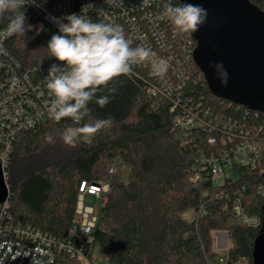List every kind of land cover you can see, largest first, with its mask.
Instances as JSON below:
<instances>
[{"label": "trees", "instance_id": "1", "mask_svg": "<svg viewBox=\"0 0 264 264\" xmlns=\"http://www.w3.org/2000/svg\"><path fill=\"white\" fill-rule=\"evenodd\" d=\"M59 1L37 0L39 7L26 5V32L12 36L7 43L21 63L37 68L46 89L48 70L59 62L48 57V41L58 28L46 19L44 9L54 11ZM251 2L264 10V0ZM174 3L180 5L179 0ZM113 9L106 0H90L85 13L82 1L72 0L68 9L55 14L81 12L95 22L105 21ZM12 15L0 16V27L7 25ZM193 64L200 77L185 84L182 100L189 97L193 106L200 102L201 107L226 120L232 118L251 130L262 125L264 131V113L214 95L196 62ZM156 79L151 64L136 65L130 77L116 81V92L105 107L93 100L80 124L109 116L114 122L91 144L81 141L68 147L62 142L64 129L75 126L69 119H49L19 131L6 166L10 190L6 217L15 224L67 238L83 183L104 178L111 162L119 159L129 167V174L127 179L117 176L110 182L93 241L85 246L90 262L96 244H100L107 264H264L256 254L264 228V196L256 193L264 184V152L258 166L236 167L234 177L215 184L201 156L224 148L227 132L212 126L186 132L177 129L174 117L179 108L171 110L173 96H155L148 91ZM48 136L55 143L49 144ZM210 136H216L217 142L210 143ZM197 172L201 180H195ZM222 191L231 196L242 192L244 209L259 217L260 224L248 226L235 219L231 202ZM189 211L195 212L191 218L184 216ZM216 232H228L232 241L222 253L216 250ZM50 264L82 261L60 251Z\"/></svg>", "mask_w": 264, "mask_h": 264}, {"label": "built area", "instance_id": "2", "mask_svg": "<svg viewBox=\"0 0 264 264\" xmlns=\"http://www.w3.org/2000/svg\"><path fill=\"white\" fill-rule=\"evenodd\" d=\"M81 1L86 13L90 0ZM106 1L114 9L105 15V22L120 25L132 41L133 47L144 46L157 58L167 60L166 74L155 75L157 79L149 86L148 91L155 96L169 98L173 96L171 110L175 111L179 108L174 117V126L182 132L203 126L219 127L227 132V141L225 139L222 141L224 148L218 153L201 156L202 163L208 168L214 183L221 184L228 177H234L236 167L258 166L264 152L262 125L251 130L237 120L232 118L226 120L218 114H213L208 108L201 107L200 102L193 106L189 97L185 100L181 98L185 84L191 79L196 81L200 74L193 64L196 40L191 34L180 33L166 14L168 6L179 5H176L174 0ZM71 5L72 0H62L55 4L54 11L43 8L46 11V19L56 25L55 12L68 9ZM7 25L0 27V161L6 182V166L17 133L37 123L53 119L49 110L53 97L41 84L37 68L24 65L9 51L7 43L12 36L5 34ZM147 64L140 65L147 66ZM237 128L240 129L239 132L235 131ZM208 141L214 144L217 142V137L210 136ZM118 160L111 162L108 174L104 178L96 182L83 183L75 218L67 238H57L13 223L11 218L5 215L9 207V190L8 198L0 204V264H50L57 259L60 251H65L81 261H89L85 246L93 241V233L101 209L107 201L110 182L115 178ZM201 179L197 172L195 180ZM256 193L264 196V184L257 187ZM221 194L231 202L235 219L248 226L260 224L259 217L249 214L244 209L242 192L233 196L224 191ZM88 196L93 197L92 202H88ZM202 211L206 212L205 209ZM225 233L227 237L228 232ZM225 246L227 250L229 245ZM223 260L221 257L220 261Z\"/></svg>", "mask_w": 264, "mask_h": 264}, {"label": "clouds", "instance_id": "3", "mask_svg": "<svg viewBox=\"0 0 264 264\" xmlns=\"http://www.w3.org/2000/svg\"><path fill=\"white\" fill-rule=\"evenodd\" d=\"M26 5L40 6L37 0H0V16L13 14L5 30L7 36L25 34ZM166 14L180 33L192 34L206 23L208 10L200 4L186 2L168 6ZM54 20L58 31L51 36L46 48L48 57L59 63L52 64L48 70L46 87L53 97L49 110L53 120L69 119L75 125L66 127L61 134L66 146L76 147L81 141L91 144L96 135L110 128L114 121L109 116L81 125L88 115L89 104L95 100L100 107H105L111 94L116 92V81L130 77L134 66L149 63L154 75L163 76L168 62L157 58L144 46L133 47L120 25L103 20L94 22L81 12ZM214 67L222 85L227 86L223 64ZM46 139L49 144L55 143L52 136Z\"/></svg>", "mask_w": 264, "mask_h": 264}, {"label": "water", "instance_id": "4", "mask_svg": "<svg viewBox=\"0 0 264 264\" xmlns=\"http://www.w3.org/2000/svg\"><path fill=\"white\" fill-rule=\"evenodd\" d=\"M208 10L206 23L191 35L197 41L194 60L210 90L264 113V10L251 0H179ZM223 64L227 86L218 79L214 65ZM9 195L0 161V204ZM257 256L264 260V228L258 237Z\"/></svg>", "mask_w": 264, "mask_h": 264}, {"label": "rangeland", "instance_id": "5", "mask_svg": "<svg viewBox=\"0 0 264 264\" xmlns=\"http://www.w3.org/2000/svg\"><path fill=\"white\" fill-rule=\"evenodd\" d=\"M118 165L117 168L115 170L114 176L117 177L119 179H127L128 174H129V167L123 163L121 160H118ZM110 167V166H109ZM93 201V197L92 196H88V202H92ZM195 214L194 211H189L185 213V217L191 218L193 217ZM215 246H216V250L219 251L220 253H222L223 251H225V249L227 248L225 245H232V241L230 239V237L227 234L226 237V233L225 232H217V234L215 233ZM82 264H107V258L106 255L103 251V247L100 244H96L93 255H92V259L91 262L87 261V260H83Z\"/></svg>", "mask_w": 264, "mask_h": 264}]
</instances>
